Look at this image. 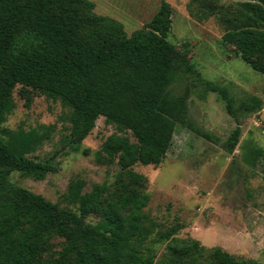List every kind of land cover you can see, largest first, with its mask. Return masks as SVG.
<instances>
[{"label": "trees", "instance_id": "16d2710c", "mask_svg": "<svg viewBox=\"0 0 264 264\" xmlns=\"http://www.w3.org/2000/svg\"><path fill=\"white\" fill-rule=\"evenodd\" d=\"M208 15L218 0H190ZM90 0H0V264H259L220 247L177 238L179 227L161 229L145 212L147 178L136 164L156 166L187 120V89L174 93L181 76L200 83L199 97L217 94L235 128L223 144L231 153L240 136L241 115L260 110L249 96L236 104L227 88L204 80L188 62V44L177 51L168 41L171 9L165 0L142 28L127 37L118 22L96 16ZM222 40L264 77V0L238 5L218 15ZM16 86L58 101L65 111L63 146L80 149L100 116L115 132L95 153L102 166H115L111 182L91 184L71 178L61 208L10 181L12 172L42 180L55 171L34 154L50 140L54 126L24 130L2 127L13 110ZM204 139L215 142L207 132ZM84 155L87 154L83 150ZM259 149L246 160L256 165ZM61 240L52 251L53 240ZM155 244H165L156 259Z\"/></svg>", "mask_w": 264, "mask_h": 264}, {"label": "rangeland", "instance_id": "374dc122", "mask_svg": "<svg viewBox=\"0 0 264 264\" xmlns=\"http://www.w3.org/2000/svg\"><path fill=\"white\" fill-rule=\"evenodd\" d=\"M96 16L122 25L127 37L142 28L157 12L160 0H90ZM171 9L168 41L177 51L188 44V62L204 80L228 89L236 104L249 96L260 98V110L241 115L240 136L229 153L223 144L235 128L234 119L225 111V103L215 93L199 97L201 85L194 77L181 76L172 84V91L187 89V120L178 127L164 158L156 166L136 164L133 171L147 178L150 201L145 207L148 216L161 229L177 224L175 237L193 238L204 247H220L240 258L264 264V77L252 70L225 44V26L218 15L234 12L240 3L254 0H218V12L208 15L190 0H165ZM13 110L2 127L28 130L39 125H53L50 140L34 154L35 160H47L55 171L42 180L12 172L10 181L43 196L58 207L66 208L62 196L68 181L80 177L88 190L93 183L111 182L115 166H102L95 153L102 141L116 130L100 116L77 152L61 142L64 124L59 116L65 111L58 101L16 86L12 93ZM209 133L215 142L200 136ZM253 149L260 150L256 165L246 157ZM83 150L87 154L82 153ZM52 251H58L61 240L55 238ZM165 244H155L159 259Z\"/></svg>", "mask_w": 264, "mask_h": 264}]
</instances>
